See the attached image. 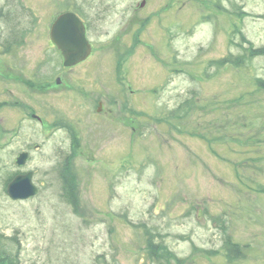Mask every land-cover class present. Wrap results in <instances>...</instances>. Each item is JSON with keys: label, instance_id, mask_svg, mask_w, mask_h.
Wrapping results in <instances>:
<instances>
[{"label": "rangeland", "instance_id": "obj_1", "mask_svg": "<svg viewBox=\"0 0 264 264\" xmlns=\"http://www.w3.org/2000/svg\"><path fill=\"white\" fill-rule=\"evenodd\" d=\"M70 8L92 41L79 69L98 122L70 162L67 133L0 139V264H264V0H0L5 65L31 75L56 57ZM28 171L39 192L11 199Z\"/></svg>", "mask_w": 264, "mask_h": 264}, {"label": "flooded vegetation", "instance_id": "obj_2", "mask_svg": "<svg viewBox=\"0 0 264 264\" xmlns=\"http://www.w3.org/2000/svg\"><path fill=\"white\" fill-rule=\"evenodd\" d=\"M70 11L73 9L59 11L54 17L53 23L60 14ZM14 41L15 39L8 40L7 44L12 45ZM18 41L21 42L20 39ZM50 42L54 43L52 37ZM55 46L57 47L56 44ZM57 53L56 57L50 56V60L46 57L39 60L35 67V73L31 75H27L23 71L24 67L20 64L17 66L14 64L5 65L8 58L12 56L0 55V83L3 84L0 85L3 86L0 87L2 91L0 93V139L23 137V127L27 125L30 137L42 135L50 137V135L67 133L65 137L67 146H60L58 150L69 152L67 161L70 162L76 147H81L83 143L81 134L92 131L98 122L97 119L95 121L94 118H86L84 98L90 96L94 91H85L81 85L84 78L79 69L92 55L83 62H77L70 66L65 64L64 53L58 47ZM50 61L52 62L50 63ZM49 63L50 68L48 69L46 66ZM116 73L120 74L119 68L116 69ZM96 79L97 74H94L93 80ZM93 100L97 103L95 112L107 117V120L109 119L115 127V109L110 105H105L106 101L104 102L98 95ZM98 118L101 117L98 116ZM43 145L44 142L35 143L34 147L41 149ZM23 151L30 154L29 150H21V152ZM63 175L66 176L62 173ZM62 185V193L65 198L71 196L75 202L80 198V188L78 182L75 183L74 174Z\"/></svg>", "mask_w": 264, "mask_h": 264}, {"label": "water", "instance_id": "obj_3", "mask_svg": "<svg viewBox=\"0 0 264 264\" xmlns=\"http://www.w3.org/2000/svg\"><path fill=\"white\" fill-rule=\"evenodd\" d=\"M144 3V2H143ZM53 42L64 53L65 64L72 65L83 62L92 54V45L87 38L85 23L75 12H66L59 15L51 28ZM29 154L21 152L17 164L27 161ZM33 173L16 175L8 185V193L13 199H23L34 196L38 192L33 181Z\"/></svg>", "mask_w": 264, "mask_h": 264}, {"label": "trees", "instance_id": "obj_4", "mask_svg": "<svg viewBox=\"0 0 264 264\" xmlns=\"http://www.w3.org/2000/svg\"><path fill=\"white\" fill-rule=\"evenodd\" d=\"M261 51H263V50H261ZM259 52V53H262V52ZM255 53H253L254 55H256V54H259V53H256V51H254ZM264 52V51H263ZM225 61V63H227L229 60H228V58H226V59H224ZM242 60H243V58H242V56H238L237 58H235V59H232V61H234L235 62V64L237 63V65H239V64H241L240 62H242ZM239 63V64H238ZM65 176V175H64ZM13 178V176H11V178H10V180H9V182L11 181V179ZM65 179H66V181H67V178H66V176H65ZM69 200H73V198L71 197V196H69ZM74 201V200H73ZM75 202V201H74ZM238 248H240V247H237L236 249H238ZM1 259H2V257H1V255H0V261H1ZM6 259H9V257H7ZM9 264H13L12 262H9Z\"/></svg>", "mask_w": 264, "mask_h": 264}]
</instances>
